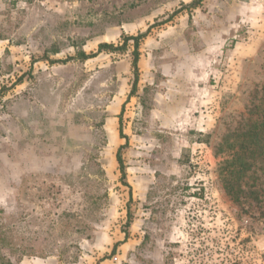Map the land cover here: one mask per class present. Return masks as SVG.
Returning a JSON list of instances; mask_svg holds the SVG:
<instances>
[{
  "label": "rangeland",
  "instance_id": "374dc122",
  "mask_svg": "<svg viewBox=\"0 0 264 264\" xmlns=\"http://www.w3.org/2000/svg\"><path fill=\"white\" fill-rule=\"evenodd\" d=\"M263 87L264 0H0V264H264Z\"/></svg>",
  "mask_w": 264,
  "mask_h": 264
},
{
  "label": "trees",
  "instance_id": "16d2710c",
  "mask_svg": "<svg viewBox=\"0 0 264 264\" xmlns=\"http://www.w3.org/2000/svg\"><path fill=\"white\" fill-rule=\"evenodd\" d=\"M131 38L135 41L132 65L136 76V41L138 37ZM106 46L108 45L101 44L99 48ZM252 111L254 112V115L247 118L246 128L231 136V140H229L230 142L228 141V138L226 139L227 147H224L222 151L223 157L217 163L216 167V173L225 194L236 204L243 203V200L249 198V194H255V192H249V194L246 193L242 188L241 183L242 179L249 171L252 161L260 157L264 151V96L262 102L255 106ZM118 160L121 164L119 157ZM254 198H256V196Z\"/></svg>",
  "mask_w": 264,
  "mask_h": 264
}]
</instances>
